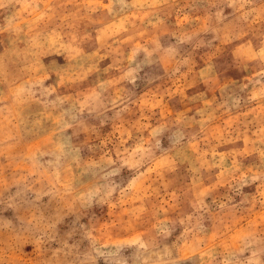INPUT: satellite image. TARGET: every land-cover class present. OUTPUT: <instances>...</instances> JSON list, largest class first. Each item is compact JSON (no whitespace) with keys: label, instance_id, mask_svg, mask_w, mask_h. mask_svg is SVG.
I'll return each instance as SVG.
<instances>
[{"label":"rangeland","instance_id":"1","mask_svg":"<svg viewBox=\"0 0 264 264\" xmlns=\"http://www.w3.org/2000/svg\"><path fill=\"white\" fill-rule=\"evenodd\" d=\"M0 264H264V0H0Z\"/></svg>","mask_w":264,"mask_h":264}]
</instances>
